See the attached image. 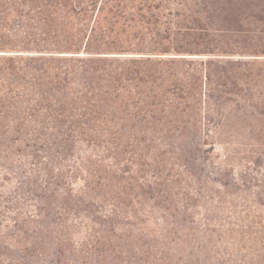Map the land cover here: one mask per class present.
Returning a JSON list of instances; mask_svg holds the SVG:
<instances>
[{
	"label": "trees",
	"instance_id": "16d2710c",
	"mask_svg": "<svg viewBox=\"0 0 264 264\" xmlns=\"http://www.w3.org/2000/svg\"><path fill=\"white\" fill-rule=\"evenodd\" d=\"M15 160L0 264H201L174 253L199 216L203 251L260 243L264 264V0H0V166ZM242 209L259 232L209 226Z\"/></svg>",
	"mask_w": 264,
	"mask_h": 264
},
{
	"label": "rangeland",
	"instance_id": "374dc122",
	"mask_svg": "<svg viewBox=\"0 0 264 264\" xmlns=\"http://www.w3.org/2000/svg\"><path fill=\"white\" fill-rule=\"evenodd\" d=\"M221 153V155L218 156V154ZM86 151L83 146H80L77 150V155H85ZM200 156H202V153H199ZM204 155V154H203ZM206 155L211 158L213 162H218V157H220V160H223V155L221 150H217V147H215V151H212L211 149L206 150ZM22 160V159H21ZM21 160H15L13 163V166L15 167L14 174H8L6 170L2 166H0V193L4 196L11 197L12 200L19 199L18 194L16 191L20 187V178L19 176L20 169L19 166ZM22 164L25 165L23 169H26L28 166V162L26 160L22 161ZM7 176H11V181L7 183L5 179ZM214 177V176H213ZM216 177V176H215ZM237 176H234L233 178H236ZM231 178V179H233ZM4 185V186H3ZM213 187L219 188V186L215 183L212 184ZM3 186V187H1ZM227 200H235L234 198L227 197ZM8 204H6L5 201H2L0 204V211H7ZM218 206V203L216 202V198L212 200V205L210 207L211 210H214L215 207ZM250 216L255 215H262L264 217V208L250 205L249 206ZM243 210L240 211L237 210V213H232L230 210L224 211V213H218L219 220L215 223H210L209 226L212 228H216L219 232L226 233L230 228H237V225H244L243 227H246V230H251L254 232H259L260 229L254 225H252L250 222L245 223H238L237 218L238 216L243 215ZM248 210V208H247ZM203 212V211H202ZM245 216V215H243ZM220 221V222H219ZM222 221V222H221ZM224 221V222H223ZM198 227H199V233L197 235L198 242L191 243L190 245H187L184 247V249H178L177 252H174L177 257H181V259L185 261H192L194 258L197 260H200L204 264L206 261V264H220L223 262L224 264H261L259 261L256 260V252L261 250L262 244H254L253 242H247L245 244L243 252L240 254H236V250L238 249V246L236 244H230L227 242H215L212 246H208L206 251H203L202 247L205 246V237L204 232L206 228L207 221L204 216H199L197 219ZM182 250V253L179 255ZM241 256H247L248 261L244 262L241 261ZM220 261V262H219ZM250 261V263H249Z\"/></svg>",
	"mask_w": 264,
	"mask_h": 264
}]
</instances>
